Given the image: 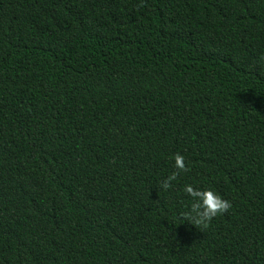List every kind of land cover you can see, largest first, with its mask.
<instances>
[{
	"label": "trees",
	"instance_id": "trees-1",
	"mask_svg": "<svg viewBox=\"0 0 264 264\" xmlns=\"http://www.w3.org/2000/svg\"><path fill=\"white\" fill-rule=\"evenodd\" d=\"M0 264H264V0H0Z\"/></svg>",
	"mask_w": 264,
	"mask_h": 264
},
{
	"label": "clouds",
	"instance_id": "clouds-1",
	"mask_svg": "<svg viewBox=\"0 0 264 264\" xmlns=\"http://www.w3.org/2000/svg\"><path fill=\"white\" fill-rule=\"evenodd\" d=\"M173 160L177 172L171 173L162 182L161 188L163 190L171 187V182L176 179L178 172L187 171L182 155L176 154ZM183 192L192 200L188 211L184 213V219L198 226H207L210 220L231 207L228 200L222 199L219 194L211 189L202 190L191 184H185Z\"/></svg>",
	"mask_w": 264,
	"mask_h": 264
}]
</instances>
